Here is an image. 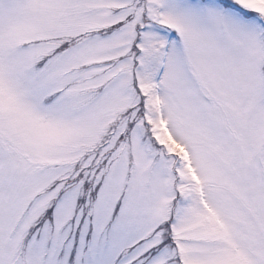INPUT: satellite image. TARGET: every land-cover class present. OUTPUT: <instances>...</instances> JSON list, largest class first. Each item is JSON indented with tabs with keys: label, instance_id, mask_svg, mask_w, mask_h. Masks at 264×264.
<instances>
[{
	"label": "snow or ice",
	"instance_id": "obj_1",
	"mask_svg": "<svg viewBox=\"0 0 264 264\" xmlns=\"http://www.w3.org/2000/svg\"><path fill=\"white\" fill-rule=\"evenodd\" d=\"M0 264H264V0H0Z\"/></svg>",
	"mask_w": 264,
	"mask_h": 264
}]
</instances>
